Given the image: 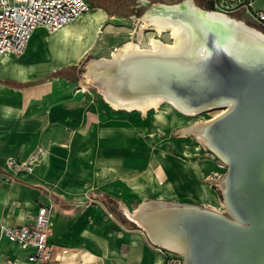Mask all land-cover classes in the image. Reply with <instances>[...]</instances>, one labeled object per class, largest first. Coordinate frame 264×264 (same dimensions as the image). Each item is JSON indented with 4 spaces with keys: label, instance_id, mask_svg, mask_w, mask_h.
I'll return each mask as SVG.
<instances>
[{
    "label": "crops",
    "instance_id": "1",
    "mask_svg": "<svg viewBox=\"0 0 264 264\" xmlns=\"http://www.w3.org/2000/svg\"><path fill=\"white\" fill-rule=\"evenodd\" d=\"M87 14L54 33L37 28L44 32L43 48L38 42L30 52L28 42L24 54L0 57V179L6 180L9 158L20 162L41 153L32 171L20 169L0 181V222L28 224L41 204H49L48 240L58 259L45 264H164L165 254L141 228L107 213L115 204L130 209L148 198L219 206L205 181L213 162L191 157L197 148L184 144L183 154L148 151L146 164L136 162L130 125L110 122L100 133L95 121L87 120L85 98L73 80L86 46L74 58L70 50L77 44L68 38L78 27L72 24ZM56 37L68 39L62 44ZM38 54L50 59L49 65L36 62ZM33 251L0 235L2 260H26Z\"/></svg>",
    "mask_w": 264,
    "mask_h": 264
},
{
    "label": "water",
    "instance_id": "2",
    "mask_svg": "<svg viewBox=\"0 0 264 264\" xmlns=\"http://www.w3.org/2000/svg\"><path fill=\"white\" fill-rule=\"evenodd\" d=\"M189 21L186 52L103 63L99 77L113 91L139 98L159 93L198 112L227 101V111L204 130L227 165L223 190H217L227 210L157 199L164 204L140 214L147 228L131 222L158 247L152 235L176 238L181 250L165 249L184 264H264V42L230 21L202 14Z\"/></svg>",
    "mask_w": 264,
    "mask_h": 264
},
{
    "label": "rangeland",
    "instance_id": "3",
    "mask_svg": "<svg viewBox=\"0 0 264 264\" xmlns=\"http://www.w3.org/2000/svg\"><path fill=\"white\" fill-rule=\"evenodd\" d=\"M87 1L92 6V9L88 12L87 15H85L84 22H86L87 17L94 18V24H92L91 27H87V35L91 36L92 30H94L95 35H98L97 37H95L94 41H89L87 38L82 42H85L84 44L87 43L88 45H86L84 51L81 53L79 57L80 59L77 60V69H74L73 71V80L75 88H77L76 92L83 94V98H85L83 99V109L85 110L84 114H90L89 117H86L87 120L93 119L95 121L96 129H98L100 133H104L102 131L103 128L108 126L110 122L121 121L126 122V124L128 123L131 126V135L133 142L132 158L136 162L139 161L143 164H146L148 154H150L148 153V151L165 150L172 153L178 151L183 154L180 150V147H183L182 144H184V146H188L189 148L196 147V151L190 153L189 155L196 160L204 158L209 159L213 162L214 170L205 179V181L208 183V185L211 184V187L214 189H212V191L215 194L216 200L221 201L218 197L216 185L225 173V164L221 160H219L212 151H210L206 147H203L195 137V135H193L192 133H181V129L189 127L195 121L211 118L215 113L213 112V110L203 112L202 114L196 116H188L171 107L166 102L161 103L157 109L148 111V114L147 112L134 113L123 110H115L111 106V104L103 98L101 93L96 88L90 86V83H88L86 77L82 76V72L84 71L83 67L91 58L93 59L99 57H108L110 49H112L116 45H120L121 43L128 40H134L136 42H139L142 47L148 46L150 38L156 36V33L154 29L150 27H141L140 24H137L135 22V18H139L140 16H142L149 8L150 3H170L179 0H148L150 3H148L147 6L140 5L137 0H108L107 3L103 1L102 3L106 5L108 10H105L100 6H94L92 4V0ZM140 2H142V4H145L143 0H140ZM195 2L202 7L211 9L207 3V0H195ZM230 15L236 16L239 19H242L246 24L264 32V25L254 19V16L252 15V12L250 10L242 8L237 12L231 13ZM82 24L83 21H79L74 23L73 25L79 26ZM43 37L44 32L42 29H37L33 32L31 37L32 39L30 38L29 40L30 52H32L34 48L38 46V42H42V48L46 46V44L43 43ZM64 39L65 37H56V40L60 41L62 44L64 43ZM161 39L164 42H171L172 40L169 32L166 31L162 33ZM49 60L50 59L44 56V54H38L36 58V62L44 66L49 63ZM162 116H164V121L161 120ZM131 119H133L134 121ZM68 125H71L70 120L68 121ZM191 203L197 202L191 201ZM220 204L221 205L219 206L215 205V207H210L203 204L200 205L210 207L222 212L224 210V206L222 205V202ZM137 206L136 204H133L129 209L127 205L121 204L119 206V204H115L110 209V212L107 213V215L113 221L121 223L128 222V220L132 219L129 217L126 210L132 211Z\"/></svg>",
    "mask_w": 264,
    "mask_h": 264
},
{
    "label": "bare ground",
    "instance_id": "4",
    "mask_svg": "<svg viewBox=\"0 0 264 264\" xmlns=\"http://www.w3.org/2000/svg\"><path fill=\"white\" fill-rule=\"evenodd\" d=\"M143 2L145 4L150 3L148 0H143ZM199 14H202L204 17L208 16V18H216L218 20H221L220 22L230 21L233 23H237L241 25L242 27L254 32L256 36H258V38H260V40H263L264 42V32L263 31L246 24L242 19H239V20L233 19L230 16L224 14L223 12L221 13L220 11L219 12L207 11L204 7L197 5L194 0H179L171 4H163L161 2H154L153 4L150 3L149 8L145 11V13L141 17L135 18V22L137 24H140L141 27H146V28L150 27L154 29L156 33V36H153L150 38L148 46L142 47V45H140L139 42H136L134 40H128V41L121 43L120 45H116L112 49H110L108 57H99V58H93V59L91 58L84 65L85 69L82 72V76L86 77L88 83H90V86L96 88L101 93L103 98L106 99L115 110H123V111L134 112V113L135 112H143V113L147 112L148 114V111L152 109H157L160 106V104L163 102H166L171 107L177 109L178 111L188 116H196V115L202 114L203 112H208V111L213 110V112L215 113L212 115L211 118H208L205 120H197L189 127H185L181 129V133L183 134L192 133L193 135H195V137L198 139V141L202 144L203 147L208 148L207 147L208 145L209 146L208 149L214 150V152L212 150L210 151H212L217 156V158L221 160L219 157L224 158L223 154L218 149H216L217 147L214 144H212L204 136V130L212 120H214L215 118H218L219 116H221L227 111V108H222L226 104H228L226 100L216 101L215 103H220V104H216L217 106H212L210 108H206L198 112V111L193 110L191 106H186V105L180 106L173 99L169 97H165L159 93L154 94L151 97L139 98L138 95L135 96V95H130V94H122V93L113 91L109 89L105 81L99 77V71H98L100 64L120 61L130 56H140V55L173 56V55L186 52L188 50L187 46L189 45L191 41V33L189 31L190 29L189 20L191 18H194V16H199ZM87 18H88L86 19L87 23L72 29L68 37V38H71L73 41H75L76 42L75 44H77V45H73V47L70 50L74 58L75 57L77 58L76 56L77 52L79 50L81 51L83 46L88 45L87 43L84 44L85 42L82 43L84 40L88 38L89 41H94L95 37H97L98 35V34L95 35L94 30H92L91 36L87 35V27L88 26L91 27V25L94 24L93 17H87ZM165 31L169 32L171 39H172L171 42H164L161 39V35ZM98 32H101V31H98ZM68 38H65L64 41L67 40ZM66 58H68V56ZM133 126H136V125H133ZM225 166L227 170V165L225 164ZM216 189L223 190V177H221V179L218 181L216 185ZM219 199L221 200L222 205L224 206V210L222 212L216 209L210 208V207L209 208L207 207V209L217 212L219 214H222L224 211H226L227 209L225 207L223 200L221 198ZM159 200H163V199H159ZM159 200L153 199V198L143 200L139 203V205L134 210L132 211L126 210V212L133 221H135L137 224L141 226L144 225L146 227L144 218H140V214L142 212L151 211L152 209L156 208L158 205H163L164 203H159L160 202ZM176 204H178V202ZM184 205L189 206L190 204L188 203ZM152 237L158 240L161 248L163 249L168 247L171 250L176 251V252L177 250L178 251L181 250L179 245H177L176 238H173V237L156 238L154 235H152ZM182 259L184 261L183 257Z\"/></svg>",
    "mask_w": 264,
    "mask_h": 264
},
{
    "label": "built area",
    "instance_id": "5",
    "mask_svg": "<svg viewBox=\"0 0 264 264\" xmlns=\"http://www.w3.org/2000/svg\"><path fill=\"white\" fill-rule=\"evenodd\" d=\"M242 8L250 10L254 19L264 25V0H213V9L229 15ZM91 9L87 0H0V57L24 54L35 29L42 27L48 33H54L62 26L77 21ZM40 155V152L32 153L20 162L9 158L6 162V180L0 181L11 179L14 172L20 169L32 171L39 163ZM50 209L51 205L41 204L28 224L17 226L0 222L1 236L34 249L26 260L15 262L9 257L4 260L0 258V264L3 261L8 264H45L58 259L54 245L48 240ZM156 248L165 254L164 264H183L179 254L158 246Z\"/></svg>",
    "mask_w": 264,
    "mask_h": 264
},
{
    "label": "trees",
    "instance_id": "6",
    "mask_svg": "<svg viewBox=\"0 0 264 264\" xmlns=\"http://www.w3.org/2000/svg\"><path fill=\"white\" fill-rule=\"evenodd\" d=\"M105 1L106 3L108 2V0H92V4L94 6H100L102 8H104L105 10H108V8L106 7V5H104L102 2ZM208 5L210 6L211 9H213V0H207ZM236 17V16H235ZM238 18V17H237Z\"/></svg>",
    "mask_w": 264,
    "mask_h": 264
}]
</instances>
